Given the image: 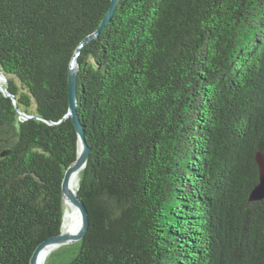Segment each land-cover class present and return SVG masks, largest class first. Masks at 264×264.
Wrapping results in <instances>:
<instances>
[{
	"label": "trees",
	"instance_id": "16d2710c",
	"mask_svg": "<svg viewBox=\"0 0 264 264\" xmlns=\"http://www.w3.org/2000/svg\"><path fill=\"white\" fill-rule=\"evenodd\" d=\"M110 2L0 0V69L33 115L0 88V264L62 230L69 67ZM78 60L89 226L65 264H264V0H120Z\"/></svg>",
	"mask_w": 264,
	"mask_h": 264
},
{
	"label": "water",
	"instance_id": "95a60500",
	"mask_svg": "<svg viewBox=\"0 0 264 264\" xmlns=\"http://www.w3.org/2000/svg\"><path fill=\"white\" fill-rule=\"evenodd\" d=\"M120 0H111L110 5L107 9V12L105 15H103V19L98 26V28L90 33L88 36L82 40L71 60L70 67H69V109L67 114L64 116L63 119L67 117H71L75 128L77 130L78 135V156L77 159L73 164H71L65 171V175L62 181V194L63 199H68L72 203H74L81 212V226L77 231L71 232V231H64L63 230V221H62V230L60 233L49 237L45 241H43L38 247L34 250V253L31 257L30 264H37V257L40 252V250L49 243H56V244H64L73 240H81L84 235L87 232L88 226H89V215L86 205L84 204L83 200L79 197L78 192L73 190L70 186V181L72 175L82 170L89 159L91 148L87 142L86 135H85V128L84 125L81 122V118L79 115V109H78V73H79V56L82 52V49L86 43L91 41L92 39L99 36L101 31L106 27V25L112 20V17L116 11V8L119 4ZM3 78L5 81V85L3 86L0 84L1 90L8 96L12 97L13 102L15 104V108H17V111L21 118L27 119L33 117V115H29L26 112L21 111L18 108L17 101L15 99V95L11 93L8 89V80L6 75L1 71L0 69V78ZM7 152L4 151L2 155H5ZM256 161L259 167V182L255 184L254 188L252 189L250 195H249V202L258 201L261 199H264V154L261 151H258L256 153ZM36 178L40 180V177ZM64 218V215H63ZM64 220V219H63Z\"/></svg>",
	"mask_w": 264,
	"mask_h": 264
},
{
	"label": "rangeland",
	"instance_id": "374dc122",
	"mask_svg": "<svg viewBox=\"0 0 264 264\" xmlns=\"http://www.w3.org/2000/svg\"><path fill=\"white\" fill-rule=\"evenodd\" d=\"M80 175V174H79ZM79 175L75 180L74 190L77 189V183L79 180ZM67 202H64V220H63V230L69 231L71 228L75 216L70 208L67 205ZM81 246V240H73L62 245L57 246V248L50 251L44 258L42 264H65L67 263L72 257H74L77 252L79 251Z\"/></svg>",
	"mask_w": 264,
	"mask_h": 264
},
{
	"label": "bare ground",
	"instance_id": "6f19581e",
	"mask_svg": "<svg viewBox=\"0 0 264 264\" xmlns=\"http://www.w3.org/2000/svg\"><path fill=\"white\" fill-rule=\"evenodd\" d=\"M1 80H3V78H0ZM3 82L5 83V81L3 80ZM1 84V83H0ZM81 170L75 172L71 178L70 181V186L71 188L74 190V185H75V180L78 177V175L80 174ZM65 202H67L75 216V220L71 226V228L69 229V231L74 232L77 231L79 229V227L81 226V212L79 210V208L72 203L70 200L65 199ZM62 245V244H56V243H49L47 245H45L39 252L38 257H37V264H42L43 260L45 258V256L52 251L53 249L57 248V246Z\"/></svg>",
	"mask_w": 264,
	"mask_h": 264
}]
</instances>
